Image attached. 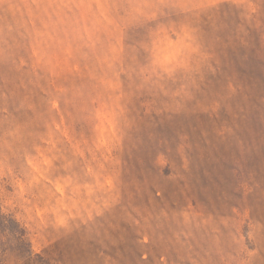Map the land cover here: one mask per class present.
I'll return each mask as SVG.
<instances>
[{
  "label": "rangeland",
  "instance_id": "374dc122",
  "mask_svg": "<svg viewBox=\"0 0 264 264\" xmlns=\"http://www.w3.org/2000/svg\"><path fill=\"white\" fill-rule=\"evenodd\" d=\"M0 264H264V0H0Z\"/></svg>",
  "mask_w": 264,
  "mask_h": 264
}]
</instances>
